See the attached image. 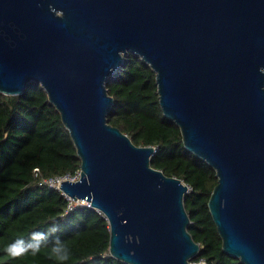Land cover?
Listing matches in <instances>:
<instances>
[{
	"label": "water",
	"instance_id": "95a60500",
	"mask_svg": "<svg viewBox=\"0 0 264 264\" xmlns=\"http://www.w3.org/2000/svg\"><path fill=\"white\" fill-rule=\"evenodd\" d=\"M129 54L154 72L185 149L216 173L222 250L264 264V0H0V93L39 84L80 160L60 191L105 216L112 258L193 264L188 187L107 122L106 82Z\"/></svg>",
	"mask_w": 264,
	"mask_h": 264
},
{
	"label": "trees",
	"instance_id": "16d2710c",
	"mask_svg": "<svg viewBox=\"0 0 264 264\" xmlns=\"http://www.w3.org/2000/svg\"><path fill=\"white\" fill-rule=\"evenodd\" d=\"M113 105L107 122L136 146L153 147L151 167L176 177L189 189L184 207L190 219L189 234L199 244L193 264H241L222 250V241L208 209L217 184L215 171L187 151L176 124L159 106L155 74L137 56L124 58L106 82ZM74 176L80 171L76 149L60 114L39 84L21 95L0 93V264H61L42 246L12 257L5 251L18 238L57 223L58 233L71 251L63 264H125L108 253L109 225L93 208L77 207L65 213L67 201L59 191L39 185L32 177Z\"/></svg>",
	"mask_w": 264,
	"mask_h": 264
},
{
	"label": "clouds",
	"instance_id": "9594fccd",
	"mask_svg": "<svg viewBox=\"0 0 264 264\" xmlns=\"http://www.w3.org/2000/svg\"><path fill=\"white\" fill-rule=\"evenodd\" d=\"M60 226L57 223H52L47 226L46 230H35L30 233L29 238H18L9 243L5 249L8 255L17 257L24 253L31 252L37 254L42 246L50 248V254L58 261H68L71 256L70 249L61 239Z\"/></svg>",
	"mask_w": 264,
	"mask_h": 264
},
{
	"label": "built area",
	"instance_id": "2783aa9c",
	"mask_svg": "<svg viewBox=\"0 0 264 264\" xmlns=\"http://www.w3.org/2000/svg\"><path fill=\"white\" fill-rule=\"evenodd\" d=\"M32 177L34 180L37 181V183L39 185L45 186V187L52 189V190L59 191L62 194V196L66 199V201L68 203L65 213H68L77 207L91 208L90 203H88L86 201H81V200L74 201V200L70 199L68 196L64 195L60 191V187H61V184L63 182H65V181H69V182L78 181L80 178V171H78L74 176L64 175V176H55V177H51V178H44L41 176L39 169L35 168V169H33Z\"/></svg>",
	"mask_w": 264,
	"mask_h": 264
},
{
	"label": "rangeland",
	"instance_id": "374dc122",
	"mask_svg": "<svg viewBox=\"0 0 264 264\" xmlns=\"http://www.w3.org/2000/svg\"><path fill=\"white\" fill-rule=\"evenodd\" d=\"M200 264V263H199Z\"/></svg>",
	"mask_w": 264,
	"mask_h": 264
}]
</instances>
